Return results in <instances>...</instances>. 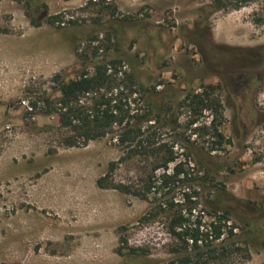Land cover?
<instances>
[{"label": "rangeland", "instance_id": "374dc122", "mask_svg": "<svg viewBox=\"0 0 264 264\" xmlns=\"http://www.w3.org/2000/svg\"><path fill=\"white\" fill-rule=\"evenodd\" d=\"M211 2L0 0V28L9 29L0 32V264H131V245L149 242L153 254L144 264L168 257L160 225L139 222L149 201L97 185L120 155L113 139L60 146L50 132L57 120L30 111L27 86L54 92L53 76L74 78L118 48L136 56L143 81L163 92L183 126L190 118L179 105L185 94L221 84L222 130L233 139L225 78L242 71L247 57L264 75V0L231 11H214ZM212 117L207 110L200 123ZM171 134L162 128L163 141ZM240 134L216 152L225 167L218 179L264 213V165L256 163L262 142L254 139L245 153ZM247 264H264V248Z\"/></svg>", "mask_w": 264, "mask_h": 264}, {"label": "trees", "instance_id": "16d2710c", "mask_svg": "<svg viewBox=\"0 0 264 264\" xmlns=\"http://www.w3.org/2000/svg\"><path fill=\"white\" fill-rule=\"evenodd\" d=\"M252 1L212 0L211 6L214 11H231ZM116 50L118 55L112 57L97 56L74 78L53 76L54 92L30 83L26 96L30 111L57 120L50 132L60 146L82 147L113 139L120 155L97 185L149 201L139 222L160 225L167 236L163 246L168 255L151 264H247L253 250L264 248V213L256 202L232 195L218 179L225 167L216 152L229 143L222 130L226 123L222 85L185 94L179 105L190 118L183 126L163 92L143 81L136 56ZM207 110L213 117L201 124ZM165 126L171 129V142L162 140ZM194 135L208 137L210 141L204 142L208 145L192 140ZM178 192L179 199L170 196ZM152 245H131L127 253L131 264L148 261Z\"/></svg>", "mask_w": 264, "mask_h": 264}, {"label": "flooded vegetation", "instance_id": "af4514ba", "mask_svg": "<svg viewBox=\"0 0 264 264\" xmlns=\"http://www.w3.org/2000/svg\"><path fill=\"white\" fill-rule=\"evenodd\" d=\"M243 61L242 71H230L225 78L227 107L230 112L228 128L233 139L227 138L231 144L238 137V130L241 133L240 145L245 153L251 150L250 144L254 139L256 142H262L263 147L256 163L264 165V75L254 69L253 60L247 57Z\"/></svg>", "mask_w": 264, "mask_h": 264}]
</instances>
